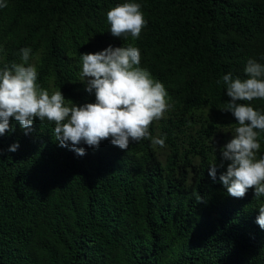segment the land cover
I'll return each mask as SVG.
<instances>
[{
  "label": "trees",
  "instance_id": "16d2710c",
  "mask_svg": "<svg viewBox=\"0 0 264 264\" xmlns=\"http://www.w3.org/2000/svg\"><path fill=\"white\" fill-rule=\"evenodd\" d=\"M0 264H264V0H0Z\"/></svg>",
  "mask_w": 264,
  "mask_h": 264
},
{
  "label": "clouds",
  "instance_id": "9594fccd",
  "mask_svg": "<svg viewBox=\"0 0 264 264\" xmlns=\"http://www.w3.org/2000/svg\"><path fill=\"white\" fill-rule=\"evenodd\" d=\"M112 65L107 66L106 70L103 69L102 75H89L87 78L91 80L90 86H93L94 91L100 94L101 98H114L122 97L125 91L134 98L138 105L144 104L149 98L136 91L135 84L133 83L132 76L127 74L122 66V60L125 56V48L123 45H116L109 51ZM86 100V99H85ZM85 100L83 102H85ZM25 103L23 107L26 105ZM166 110L154 104L153 117L158 120L165 116ZM117 115V114H116ZM116 120L117 118L114 117ZM244 131L241 128H230L216 131L215 133H206L193 131L191 134L190 147L196 142L198 146L205 143L206 148L210 150L211 155L217 156L218 164L221 168L226 169L239 164L242 145L241 140H245ZM217 134V135H216ZM246 161H244L245 163ZM243 163V164H244Z\"/></svg>",
  "mask_w": 264,
  "mask_h": 264
}]
</instances>
